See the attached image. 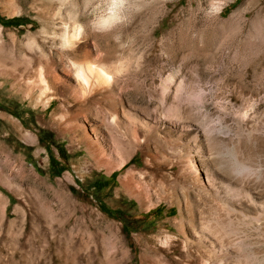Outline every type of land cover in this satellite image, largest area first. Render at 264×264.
I'll return each instance as SVG.
<instances>
[{
    "label": "rangeland",
    "instance_id": "1",
    "mask_svg": "<svg viewBox=\"0 0 264 264\" xmlns=\"http://www.w3.org/2000/svg\"><path fill=\"white\" fill-rule=\"evenodd\" d=\"M127 15L121 47L116 32L91 29L83 0H0L10 23L0 22V264H222L226 247L228 264H264V0H129ZM73 24L76 38L61 47ZM86 52L148 125L135 127L145 142L115 131L121 155L92 122L97 103L79 112L69 96L70 62ZM34 62L53 68L48 104L12 78ZM85 133L106 158L89 153ZM208 176L236 191L216 197ZM241 183L261 209L229 210L232 200L247 207ZM189 222L213 238L204 260Z\"/></svg>",
    "mask_w": 264,
    "mask_h": 264
},
{
    "label": "bare ground",
    "instance_id": "2",
    "mask_svg": "<svg viewBox=\"0 0 264 264\" xmlns=\"http://www.w3.org/2000/svg\"><path fill=\"white\" fill-rule=\"evenodd\" d=\"M78 31H79L78 25L73 24L70 31L66 30L65 32H63V34L61 35V42H60L61 47L66 48L68 46H71V40L73 39V37H75V35L78 33ZM35 59H37V58H35ZM83 59H84V61H83L84 63L90 64L91 67H93V68H95L96 66H100L95 61L96 58L94 59L93 56L91 57L87 52L84 55ZM29 63H31V62H29ZM35 63L36 62H34V64ZM70 64H71L72 68H74V67H79L80 62L72 61V62H70ZM52 70H53V68L52 69L48 68V70H47L45 64L44 65H42V64H37V65L29 64V65H25L24 67H22L18 70L16 69L17 72H16V74L14 73L15 75H12V78H13V76H15L14 80L16 82H18L19 84L20 83L24 84L23 94L26 98L33 99V97L35 95H38L39 96L38 100H40L41 98H45V100H48L47 101V104H48L54 97L53 89L56 86L55 81L53 79L54 76L51 77V74H50L52 72ZM49 74H50V76H48ZM69 81H70L69 86H68L69 96L72 97V99H74V100H81L82 101V103L80 102L81 104L79 105V107H80L79 112H83V111L85 112V110H87V109H85V107H89L88 105L92 101H93V104L95 101L97 103V105L99 106L97 109H94V108L90 109V112H92L93 113L92 115L94 116L92 119V122L100 123L99 127H103L104 129H106V131H107L106 142L109 144V147L113 148V152L116 155H119V154L121 155L120 152L122 151V145L124 143L121 141V138H118L114 135L115 131L119 132L120 136L126 140L125 142H127V141H129V142H132V141L133 142H141V141L145 142L146 141L148 135H144L146 137L145 138L143 137L141 139L138 136V134H137L138 132H136L135 127H139L141 130L145 131V129H147L148 125L146 123L140 121L138 118H136L135 115H131L130 113H128L124 109V107H123L124 105H122L121 99L116 96V91L114 89V77L112 76V74H109V72H104L102 66H100L99 75H95V74L90 73L89 77L87 79H85L83 85L79 84L77 82V80L74 79L73 76L69 77ZM16 82H14V83H16ZM59 108H60V113L58 115L53 116V118L63 120L65 110L63 109L62 106H59ZM101 109L105 112V114L107 115V118H105ZM117 109L119 112H117ZM86 115H87V113H86ZM97 119H101V120H97ZM72 120H75V119H72ZM126 121H128V123H126ZM84 139H85L87 149H88L89 153H91V155H93L95 158H99V157L100 158H106L107 152H106L105 148L102 145H100V139H98L95 136V140H93L91 138V136L88 135V133L87 134L85 133ZM123 165H124V161H123V163H121L120 167ZM132 172L133 171H130L129 173H127V175L125 176L124 179L129 178L131 180V177L133 176ZM193 172L196 173L195 170H193ZM206 173H207V171H206ZM244 175L245 174H241L240 177L244 178L246 176V175L245 176ZM206 180H207V185H209L213 190H215L216 197H219V194L221 193V191L223 192V190L224 191L229 190V192H231V193L236 191L235 188L230 185V183H227V184H225L224 182L216 183L215 178L213 176L212 177H209V176L206 177ZM121 181H123V179ZM226 182H227V179H226ZM145 186L141 187V186L137 185V187L135 188L136 193L134 195L138 198H141V199L146 198L148 195L147 194L148 192H147V189ZM205 187L206 186L201 185V186H199V189L204 190ZM132 190H133V188H132ZM205 190H207V189L205 188ZM208 191H209V189H208ZM238 193H241L242 199L245 202L247 201V204L245 205L247 207L244 208L243 205L245 203L242 202L241 200H232L234 204L229 203V206H228V208L231 212H236L238 210V208L244 209V210L247 209V212L257 211L258 209H261V207H262L261 203L262 202H258V199H259V197L261 199V196L258 192H256L255 195L252 194L251 190H249L245 184L241 183V186L238 189ZM235 197H237V196H235ZM199 219L202 221L203 217H199ZM189 225H188V227L191 228L190 229L191 231H189V232L191 233V235L193 234V236L195 238L189 239L186 236L187 241L189 242V240H190V242L195 245L197 255L201 258V260H204L205 258L204 259L202 258L203 254H201V253L204 252V250L207 251L209 247H212V245L214 243L213 238L211 236H207L206 228L204 229V228L200 227V229H198V230H201V231L199 232L196 229L197 227H195L191 222H189ZM211 233H213V232H211ZM234 233H235V231L231 230L229 232V234L226 235L227 238L229 237V235H233ZM230 249L228 247H226V249L220 251L219 256L221 258L220 261L222 262V264H228L229 260L232 259L233 255H231L232 251ZM234 258H236V257L234 256ZM217 259H218V257H217ZM234 260L236 261L237 258Z\"/></svg>",
    "mask_w": 264,
    "mask_h": 264
},
{
    "label": "clouds",
    "instance_id": "3",
    "mask_svg": "<svg viewBox=\"0 0 264 264\" xmlns=\"http://www.w3.org/2000/svg\"><path fill=\"white\" fill-rule=\"evenodd\" d=\"M128 4L129 0H83V6L91 13L89 21L91 29L99 33L116 32L113 39L121 47L125 45L121 44V35L117 29L128 22ZM71 71L74 79L83 85L90 73L99 75L100 66L93 68L90 64L80 62L79 67H74ZM103 71L111 74L108 66H104Z\"/></svg>",
    "mask_w": 264,
    "mask_h": 264
},
{
    "label": "trees",
    "instance_id": "4",
    "mask_svg": "<svg viewBox=\"0 0 264 264\" xmlns=\"http://www.w3.org/2000/svg\"><path fill=\"white\" fill-rule=\"evenodd\" d=\"M0 22H1L3 25L10 24L9 22L4 21V20L1 19V18H0ZM52 162H54V161L51 160V163H52ZM52 164H53V163H52ZM60 170H61V169H58L55 173H56V174L59 173ZM101 209H102L103 211L107 212V213H110V214L113 213V211L106 209L103 205H101Z\"/></svg>",
    "mask_w": 264,
    "mask_h": 264
}]
</instances>
